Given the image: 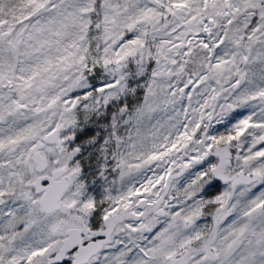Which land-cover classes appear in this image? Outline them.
I'll return each mask as SVG.
<instances>
[{
  "label": "snow or ice",
  "instance_id": "6c2138e0",
  "mask_svg": "<svg viewBox=\"0 0 264 264\" xmlns=\"http://www.w3.org/2000/svg\"><path fill=\"white\" fill-rule=\"evenodd\" d=\"M0 264H264V0H0Z\"/></svg>",
  "mask_w": 264,
  "mask_h": 264
}]
</instances>
